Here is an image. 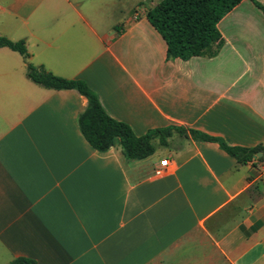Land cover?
Segmentation results:
<instances>
[{"label":"crops","instance_id":"crops-1","mask_svg":"<svg viewBox=\"0 0 264 264\" xmlns=\"http://www.w3.org/2000/svg\"><path fill=\"white\" fill-rule=\"evenodd\" d=\"M159 1L0 0V36L86 81L138 135L175 125L264 146V0L219 21L216 55L187 60L168 58L147 17ZM87 105L77 89L33 81L24 56L0 46V264H264V159L174 131L128 160L85 138Z\"/></svg>","mask_w":264,"mask_h":264},{"label":"trees","instance_id":"trees-1","mask_svg":"<svg viewBox=\"0 0 264 264\" xmlns=\"http://www.w3.org/2000/svg\"><path fill=\"white\" fill-rule=\"evenodd\" d=\"M242 0H160L147 12L153 26L167 42L169 59H190L193 56H214L221 44L219 21ZM264 11V5L256 2ZM219 42V45L216 43ZM0 46L19 51L27 60V75L36 83L53 89H77L88 99L86 109L79 116L80 129L88 142L99 151L120 146L128 160L144 159L155 152V140L168 145L174 131L191 135L194 139L217 142L227 153L241 162L252 160L264 146L243 147L229 144L224 138L197 129L175 125L149 129L138 135L132 126L111 116L104 108L97 93L82 79H70L55 75L43 66L28 61L29 51L24 40L13 41L0 36ZM259 159H264L260 157ZM9 264H37L33 258L20 256Z\"/></svg>","mask_w":264,"mask_h":264},{"label":"built area","instance_id":"built-area-1","mask_svg":"<svg viewBox=\"0 0 264 264\" xmlns=\"http://www.w3.org/2000/svg\"><path fill=\"white\" fill-rule=\"evenodd\" d=\"M168 166H169V159L168 158L162 159L160 162V165L157 166L155 169L156 176L161 177V176L165 175Z\"/></svg>","mask_w":264,"mask_h":264},{"label":"water","instance_id":"water-1","mask_svg":"<svg viewBox=\"0 0 264 264\" xmlns=\"http://www.w3.org/2000/svg\"><path fill=\"white\" fill-rule=\"evenodd\" d=\"M263 155H264L263 152H258V154H257L258 157H261Z\"/></svg>","mask_w":264,"mask_h":264}]
</instances>
